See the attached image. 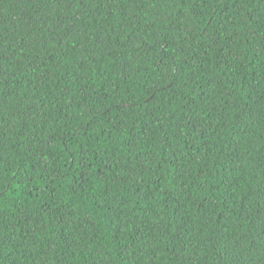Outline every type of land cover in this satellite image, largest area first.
Listing matches in <instances>:
<instances>
[{
  "label": "trees",
  "instance_id": "trees-1",
  "mask_svg": "<svg viewBox=\"0 0 264 264\" xmlns=\"http://www.w3.org/2000/svg\"><path fill=\"white\" fill-rule=\"evenodd\" d=\"M0 264H264V0H0Z\"/></svg>",
  "mask_w": 264,
  "mask_h": 264
}]
</instances>
